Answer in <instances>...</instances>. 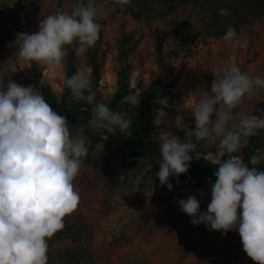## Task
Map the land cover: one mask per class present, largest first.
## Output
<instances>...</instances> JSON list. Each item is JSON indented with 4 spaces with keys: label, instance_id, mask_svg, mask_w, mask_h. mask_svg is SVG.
<instances>
[{
    "label": "rangeland",
    "instance_id": "1",
    "mask_svg": "<svg viewBox=\"0 0 264 264\" xmlns=\"http://www.w3.org/2000/svg\"><path fill=\"white\" fill-rule=\"evenodd\" d=\"M92 2L101 9L99 40L81 56L76 55L75 43L67 46L68 55L57 68L19 59L17 34L39 31L43 17L58 10L71 12L77 0H0V91L13 80L42 93L48 89L60 99L71 64L75 74L89 76L95 100L106 103L124 78L129 91L122 104L129 113L139 105L137 112L150 127L152 139L158 143L157 137L170 131L187 142L186 129L195 127L192 106L211 94L222 66L235 64L264 78V0ZM221 9L229 15H220ZM229 26L237 38L247 39L246 49L222 39ZM91 55L100 65L96 85ZM152 82L156 92L141 101L142 91ZM231 111L264 119V88H254ZM67 119L73 134L82 129L88 155L73 182L80 196L78 208L65 217V228L48 240V264H256L244 252L237 230L225 233L210 230L206 223L193 224L181 210L178 201L195 196L201 213L206 212L211 182L205 180L194 190L182 188L170 176L169 190L156 175L160 167L148 172L151 166L146 160L117 150V126L105 122L93 128ZM237 123L229 121L228 130ZM248 138H242L241 149ZM256 139L255 155L262 163L264 130L257 131ZM190 140L197 141L195 136ZM210 143L206 157L216 161L223 151L221 137L214 136ZM94 160L105 162L104 166L95 167Z\"/></svg>",
    "mask_w": 264,
    "mask_h": 264
},
{
    "label": "clouds",
    "instance_id": "2",
    "mask_svg": "<svg viewBox=\"0 0 264 264\" xmlns=\"http://www.w3.org/2000/svg\"><path fill=\"white\" fill-rule=\"evenodd\" d=\"M128 4L130 0H117ZM101 9L92 0H77L71 12L58 10L42 18L39 31L18 33V57L21 60L62 67L68 55L67 46L77 45V56L83 55L99 40L102 25L97 22ZM220 15H229L226 9ZM236 48H247V39L237 38L229 26L222 37ZM219 78L211 84L210 95L192 106L194 129H186L187 142L167 131L158 137L160 170L156 175L161 186L173 185L170 176L179 177L190 168L195 144L190 138L210 141L221 137L228 154L241 151L242 138L264 130V119L247 113L233 115L243 98L255 89L264 88V78L253 77L231 64L222 66ZM72 99L93 104L89 125L100 128L115 125L121 133L131 120L113 112L95 100L88 75L77 72L65 81ZM88 94L85 95L84 93ZM190 99L185 98V101ZM222 105V109H218ZM215 115L216 119L212 117ZM238 123L228 130L229 121ZM82 129L70 131L65 115L58 114L34 86L8 81L0 91V264H48V240L65 228V217L77 208L80 196L74 189L83 159L88 155ZM261 157L253 155L249 168L240 155L222 161L211 185L208 210L201 213L195 196L179 200L181 210L192 217V223H206L210 230H237L243 250L256 264H264V170L256 165ZM242 211H239L241 210Z\"/></svg>",
    "mask_w": 264,
    "mask_h": 264
},
{
    "label": "trees",
    "instance_id": "3",
    "mask_svg": "<svg viewBox=\"0 0 264 264\" xmlns=\"http://www.w3.org/2000/svg\"><path fill=\"white\" fill-rule=\"evenodd\" d=\"M15 14L16 11L14 12ZM7 38V35H3ZM158 49L161 50V43H157ZM92 72L95 76L94 85L97 84L100 65L97 63L93 55L90 56ZM75 74L74 67L69 64L66 69V76L70 78ZM158 82V81H157ZM156 82H152L146 89L141 93L140 100L146 101L154 95ZM129 84L124 78L119 82V87L113 93L110 100L105 104L113 112H119L125 114L126 119L131 120V126L129 129L125 130L124 133L120 132L118 128V142L117 150L127 152L128 156L140 158L146 160V162L151 166L148 172L157 170L160 166L161 155L159 143L152 139L151 129L144 124L142 114L139 111V105L135 107V111L128 112L122 104L125 95L128 93ZM94 91V89H92ZM85 95L88 93L85 92ZM43 95L46 102L56 111L58 114L65 115L72 121L80 122L83 124L89 123L92 118V108L93 104H89L84 100L76 101L72 99L71 90L66 86L64 87V92L62 93L60 99H58L54 94L50 93L48 89L43 90ZM88 133V131H86ZM89 134V133H88ZM257 134L250 136L248 138L249 143L241 149L238 153L228 154L223 147V151L216 161H212L206 154L212 150V145L210 141L197 140L192 141L195 144V149L190 153L192 156V161H190V168L187 173L180 174L179 177L173 175L180 183L182 188H192L194 190L199 189V186L205 180H208L212 184L216 180L215 172L219 164L229 159L230 156L240 155L243 162L249 167H254L250 163L251 156L256 154V150L259 147L257 142ZM95 167H103L105 162H99L97 160L93 161ZM259 170H264V161L256 165Z\"/></svg>",
    "mask_w": 264,
    "mask_h": 264
}]
</instances>
